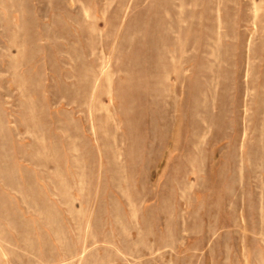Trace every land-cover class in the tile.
I'll use <instances>...</instances> for the list:
<instances>
[{"label": "rangeland", "instance_id": "374dc122", "mask_svg": "<svg viewBox=\"0 0 264 264\" xmlns=\"http://www.w3.org/2000/svg\"><path fill=\"white\" fill-rule=\"evenodd\" d=\"M0 264H264V0H0Z\"/></svg>", "mask_w": 264, "mask_h": 264}]
</instances>
